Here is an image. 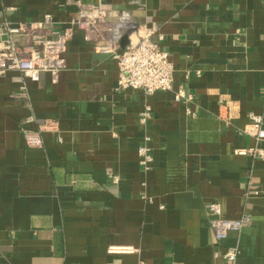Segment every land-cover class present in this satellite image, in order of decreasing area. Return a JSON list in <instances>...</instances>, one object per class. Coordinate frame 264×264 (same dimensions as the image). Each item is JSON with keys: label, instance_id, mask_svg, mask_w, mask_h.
<instances>
[{"label": "crops", "instance_id": "obj_1", "mask_svg": "<svg viewBox=\"0 0 264 264\" xmlns=\"http://www.w3.org/2000/svg\"><path fill=\"white\" fill-rule=\"evenodd\" d=\"M81 1L106 16L88 41L72 29L56 82L0 74V264H223L213 252L227 247L238 264H264V157L233 152L263 145L248 115L264 128V0ZM75 9L0 0V29L49 14L42 32L54 39ZM128 31L167 52L170 90L117 88L116 62L97 46H124ZM8 40L0 32V47ZM11 41L34 44L31 34ZM179 89L192 99L176 101ZM24 132H39L42 146L28 147ZM214 201L222 218L247 213L250 224L216 241Z\"/></svg>", "mask_w": 264, "mask_h": 264}, {"label": "built area", "instance_id": "obj_2", "mask_svg": "<svg viewBox=\"0 0 264 264\" xmlns=\"http://www.w3.org/2000/svg\"><path fill=\"white\" fill-rule=\"evenodd\" d=\"M67 4L75 6V13L69 21V26L60 31L54 39H46L43 35L44 27L51 22V16L45 14L40 21H32L26 24L11 25L5 22L3 31L8 37V43L0 47V74L8 70H17L22 76L31 81H38L40 74L48 72L51 81L56 82L59 71L64 67V53L67 49L68 40L71 37L72 29L78 28L83 31V39L88 41L97 34L100 23L106 16V10L101 7L89 9L81 0H66ZM127 33V42L120 46L115 40L109 39L97 46L100 54L110 56L117 65V88L141 89L146 95L156 91H168L172 85L173 66L168 54L161 49L157 43L150 39L146 32L142 37L133 36L130 31ZM32 35L33 46L19 49L11 41L15 35ZM192 99L190 94H185L179 89L175 92L174 98L180 101L182 98ZM185 112L194 115L190 108ZM151 113L150 103H146L140 112V121L145 123ZM249 131L257 141H262V146L248 148H236L234 153L238 155L250 154L258 158L264 157V128L262 127V116L249 113ZM39 130L51 129L50 123L39 126ZM25 144L28 147H41L42 140L39 132H24ZM147 140V138H145ZM139 164L143 170L151 168L153 157L145 144L137 149ZM209 223L213 229L216 241L224 240L231 231H239L242 227L250 224L251 218L243 213L235 219L221 217V208L218 202H210L207 205ZM108 252L131 251V247L109 246ZM215 257L220 256L223 264H238V248L227 247L223 250H214Z\"/></svg>", "mask_w": 264, "mask_h": 264}]
</instances>
